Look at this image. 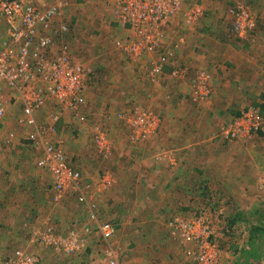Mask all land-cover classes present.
<instances>
[{
	"label": "rangeland",
	"instance_id": "1",
	"mask_svg": "<svg viewBox=\"0 0 264 264\" xmlns=\"http://www.w3.org/2000/svg\"><path fill=\"white\" fill-rule=\"evenodd\" d=\"M35 1L40 6L66 3L56 22L60 18L69 22V33L57 40L56 57H60L61 42H65L67 59L81 62L91 70L83 83L86 105L78 113L59 107L58 119L52 120L51 107L45 104L37 120L53 126L52 131L48 129L44 134L59 142L84 180L93 183L108 174L112 182L83 208L72 196L53 201L52 177L36 166L34 154L21 143L26 133L19 120L21 107L11 103L13 106L0 125V264H8L9 256L17 248L34 253L39 264L105 261L106 250H111L124 264H193L196 243L175 233L169 222L200 215L211 226L212 241L218 249L213 264H233L237 255L234 250L239 252L247 242L249 226L256 222L264 224L258 212L264 210V97L258 100L257 93L249 92L235 106L225 96L216 105L208 102L215 83L214 68L218 74H226L228 85L232 77H242V70H250L251 65L242 64L234 69L220 63L219 56L209 54L206 46L228 47L231 57L243 61L251 57V49V54L260 58L258 67L251 71L258 69L261 73L264 54L258 50L264 48V31L259 37L256 34L257 28H264V0H180L176 14L166 24L180 12L183 24V12L193 4L203 9L202 18L183 24L186 31L180 41L164 31L156 52L140 57L122 49V45L136 41L138 36L133 23L117 19L122 0ZM237 5L248 9L256 21L255 28L244 37L231 30L234 17L229 10ZM180 34L177 38L182 37ZM169 44L177 49L188 46L194 57L204 54L201 63H196L200 66H186L185 78L190 76L193 80L198 70H206L211 76L206 99L192 101L193 83L185 85V78L182 82L174 79L166 68L151 80L150 60L171 49ZM236 45L241 49L237 50ZM212 57V67H205ZM252 85L246 84V80L241 84L243 88H253ZM133 106L150 108L160 119L155 134L134 142L130 140L129 125L120 115ZM248 106L259 109L263 116L260 126L233 134L231 125ZM12 131L15 136L8 139ZM98 133L103 134L110 150L105 157L95 143ZM90 208L97 224H114L116 230L109 244L95 232L88 236L78 234L87 241L83 252L67 256L52 253L51 246L40 236L51 226L61 235L68 233L69 224L72 228L80 227L79 232L85 225L95 227L94 220L88 217ZM232 217L239 220L228 232L224 225Z\"/></svg>",
	"mask_w": 264,
	"mask_h": 264
},
{
	"label": "built area",
	"instance_id": "2",
	"mask_svg": "<svg viewBox=\"0 0 264 264\" xmlns=\"http://www.w3.org/2000/svg\"><path fill=\"white\" fill-rule=\"evenodd\" d=\"M65 4L59 1L49 6H40L35 0H0V125L5 121L9 107L18 103L21 107L19 120L26 129L21 143L34 154L36 166L51 175L50 192L53 201L72 196L84 207L93 198L94 192L109 187L112 182L110 176L104 174L96 183L84 180L80 169L64 155L59 142L44 134L48 129L52 131L53 126L37 120L38 112L45 104L51 107L49 116L52 120L58 119L59 107L78 113L86 105L83 83L90 68L81 62L67 59L65 42H61L60 57H56L54 51L57 40L69 33V22L61 18L56 22V17L65 10ZM179 6L180 0H122L117 19L129 25L133 23L138 32L136 41L122 45L124 53L140 57L156 52L163 42L164 23L176 14ZM229 12L234 17L231 29L234 35L244 37L255 28L253 14L242 5L230 8ZM203 13L199 5L193 4L183 12V24L186 26L194 23L202 18ZM150 61L152 69L148 74L151 80L152 76H160L166 67H169V74L174 79L186 77V66L176 63L171 49ZM210 81L211 76L206 70L200 69L195 73L190 95L192 101L200 102L207 98ZM259 112L254 106L246 107L233 122L235 126L231 125L232 133L258 129L263 120ZM120 115L129 125L130 140L133 142L148 138L160 127L158 114L150 108L133 106ZM14 136L12 131L7 137L12 139ZM106 141L102 133L96 135L95 143L104 157L110 151ZM90 209L88 217L95 222L97 217L93 209ZM169 223L175 233L196 243L197 254L193 256V264H213L216 261L218 249L212 241L213 231L202 215L189 219L175 218ZM53 228L48 227L40 237L62 256L81 253L86 249V238L78 234L88 236L95 232L108 245L116 230L114 224L108 221H100L95 227L82 226L80 232L78 227H73L66 235L58 234ZM8 264L39 263L34 253L17 248L9 256ZM88 264L124 263L111 250H106L105 261H90Z\"/></svg>",
	"mask_w": 264,
	"mask_h": 264
},
{
	"label": "crops",
	"instance_id": "3",
	"mask_svg": "<svg viewBox=\"0 0 264 264\" xmlns=\"http://www.w3.org/2000/svg\"><path fill=\"white\" fill-rule=\"evenodd\" d=\"M181 19H182V14L180 12L175 17H173L171 19L170 23H167L164 26L165 34L167 32H169V35L173 39H178V41H180L179 38L181 39V38L184 37V35H185L184 33L186 31L184 26H183V24L181 23L182 22ZM262 31H264L263 27H261V29L257 28V32H259V33H257L256 35L258 36L260 34H263ZM179 32L181 33L180 35L182 37L178 36V38H177V34ZM182 32H184V33H182ZM166 40L170 41V39H166ZM253 40L254 39H252L251 41H253ZM171 42H173V40H171ZM173 46L176 48V51L174 50L175 60H176V63L179 64V65H184V66H188V67L189 66H191V67L192 66H196L197 67V66H200L199 64L201 63V61H199V60L204 59V54H201V55L198 54V56L194 57L193 56V49H187L188 46H184L181 49L180 48L177 49L176 45H171V44L168 45V47H170L171 49H172ZM179 47H180V45H179ZM206 47L209 50V54H213V56H219L218 60H219L220 63L222 62L225 65L226 64L230 65V67H233L234 69L239 68L242 64H246L247 67H250L249 65H251V67H250L251 69H254V68L258 67V60L260 58L258 59L255 54L253 56L251 54V49H250V51L248 50V54L251 57L250 58H246L245 59L246 61H243L240 58L235 59V58L231 57L228 47H225V48H224V46H222V47H220V46L219 47L218 46L215 47L214 46L213 48L211 46H209V47L206 46ZM235 48L237 50L241 49L240 47H238V45H236ZM213 49H215V50H213ZM230 50H231V48H230ZM258 52H262V54H264V48H261V50H258ZM234 53H235V51H234ZM213 59H214V57L211 58V61H208L209 60V58H208V60L206 61L205 67L213 65L214 64ZM261 60H262V58H261ZM196 63H199V64H196ZM166 69L169 70V67H166ZM251 69L250 70H244V69L242 70L241 69L242 72H243V76L242 77L241 76L232 77L230 83L228 85H225L228 82V79L226 78V74H218L219 72H217V69L214 68V70H212V72H213L212 78H213V81L215 83L213 85V92H211L212 95H210V98H209L210 101H208V102H210V103L212 102V105H216L217 101L222 99L225 96L226 98L231 100L230 104L235 106V102L237 100H239V99L246 98L249 92H252V94L257 93V97L256 98L258 100H260L262 97H264V69L262 68L261 73L258 72V69L255 70L254 72L251 71ZM241 70H240L239 73H241ZM184 80H185L184 83H186L185 85H188V84L190 85V83L192 82L190 76L187 79L185 78ZM245 80H246V84H254V85H252L253 88H254V91H253V88H251V87L250 88H248V87L243 88L241 86V84L245 83ZM180 81L182 82V79H180ZM235 82H237V83H235ZM232 84H234L233 87H232ZM258 91L259 92L261 91L262 93L261 92L258 93ZM262 102H264V98H263ZM205 104H207V103H205ZM243 108L244 107H242V109ZM242 109H240V111ZM172 174L174 175V172H172ZM83 176H84L85 179H89L88 175L87 176L83 175ZM90 180H94V179L91 178ZM185 181H186V179L184 178V182ZM96 193L98 194V192H94L93 193V195H92L93 198H94V195L96 197V195H97ZM1 201H3V199H1ZM80 208H83V205L82 206L80 205ZM70 226L71 225L69 224V226H68L69 229H67L66 232L67 231L69 232L71 230ZM71 228H72V226H71ZM63 234H66V233H63ZM49 249L52 251V253L53 252L54 253H58V252L54 251L53 249H51L50 247H49Z\"/></svg>",
	"mask_w": 264,
	"mask_h": 264
},
{
	"label": "trees",
	"instance_id": "4",
	"mask_svg": "<svg viewBox=\"0 0 264 264\" xmlns=\"http://www.w3.org/2000/svg\"><path fill=\"white\" fill-rule=\"evenodd\" d=\"M258 210L260 217L264 218V210ZM238 220L239 219H236L235 217L228 219L224 225V229L228 232H232ZM99 239L101 240L100 236ZM234 251L237 255L233 264H260L264 261V224L256 222L255 224L250 225L247 242L239 252L236 249Z\"/></svg>",
	"mask_w": 264,
	"mask_h": 264
}]
</instances>
